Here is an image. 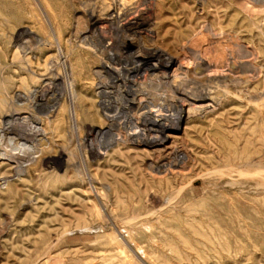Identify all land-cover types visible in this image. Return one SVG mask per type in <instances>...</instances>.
I'll return each instance as SVG.
<instances>
[{
  "label": "rangeland",
  "instance_id": "obj_1",
  "mask_svg": "<svg viewBox=\"0 0 264 264\" xmlns=\"http://www.w3.org/2000/svg\"><path fill=\"white\" fill-rule=\"evenodd\" d=\"M5 124L0 264H264V0H0Z\"/></svg>",
  "mask_w": 264,
  "mask_h": 264
},
{
  "label": "bare ground",
  "instance_id": "obj_2",
  "mask_svg": "<svg viewBox=\"0 0 264 264\" xmlns=\"http://www.w3.org/2000/svg\"><path fill=\"white\" fill-rule=\"evenodd\" d=\"M133 20H135V19H133ZM138 20L135 22H131V21L127 22L125 24V26H127L129 28H136L139 26ZM143 52H144L143 55H140V56L134 58L135 62L137 64H135V66L133 67L132 70L136 71V70L141 69L140 67H143L142 63L147 62V60L151 59V58H156L158 61H161L162 55L158 54L157 52H149L148 50H145ZM173 65L174 64L169 62V61L168 62H162L161 61L159 66L160 67L164 66L165 69L168 70ZM173 83H175V81ZM152 84H154V83H152ZM174 91H175V93H174V96L172 98L170 96H169L170 97L169 99H164L165 98L164 96H163L164 98H162L163 102H165V100H169L170 102H174V107H175L174 111L175 112L173 115H155L153 108L155 107L156 102L154 99H152V97H151L152 94L149 92H144L143 94H141L142 96H141L139 102L135 103L134 99H133V101H131L132 104H135L139 109L144 111L142 114V119H143L144 123L147 124V126L145 125L147 128L139 130V131L136 130V131L132 132V134L130 133L131 134L130 138H132L135 142H137V144L139 143V144H143V145L149 146V147H155V146L163 145L166 142L167 138H169L168 132L170 130L179 129L180 122L182 119L183 108H184L185 104L192 103V102H203V101L209 100L206 92H203V93L201 92L200 94H189V95H187L186 93H184V91H180V89H174ZM107 118L109 119L110 122L113 123V121L116 120V115L115 116H108ZM132 124H133V118H131L130 116L125 117L124 125H132ZM110 129H108L106 132H109ZM153 133L154 134L156 133V135L153 136ZM0 135H1V137H8L9 135H11V129L9 128L8 124H5L4 126H2L0 128ZM24 140H25L24 138L18 137V141L20 143L23 142Z\"/></svg>",
  "mask_w": 264,
  "mask_h": 264
}]
</instances>
